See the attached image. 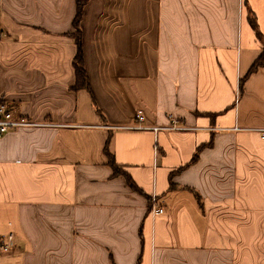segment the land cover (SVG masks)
<instances>
[{
  "label": "crops",
  "instance_id": "0c3cea01",
  "mask_svg": "<svg viewBox=\"0 0 264 264\" xmlns=\"http://www.w3.org/2000/svg\"><path fill=\"white\" fill-rule=\"evenodd\" d=\"M75 16L0 0V264H264V0H89L90 92Z\"/></svg>",
  "mask_w": 264,
  "mask_h": 264
},
{
  "label": "trees",
  "instance_id": "16d2710c",
  "mask_svg": "<svg viewBox=\"0 0 264 264\" xmlns=\"http://www.w3.org/2000/svg\"><path fill=\"white\" fill-rule=\"evenodd\" d=\"M76 1V16L74 19V30L75 33L73 34V39L75 42V45L77 47V53L74 58V68H75V74H76V85L74 89H84L88 92H90L88 80L86 77V72L83 65V57H82V41H81V32H80V22L83 16L84 7L88 3L89 0H75ZM252 27L255 29V25L252 23ZM258 38H260L259 33H256ZM264 66V45L262 49L261 55L258 57V59L254 62V64L251 66L249 73H253L257 71L259 68ZM111 142V136H108V139L106 141L105 147H104V154L108 160V165L110 166L113 176L114 177H123L126 181L127 186L132 190L133 192L139 193L140 190L136 187V185L133 183L130 176L122 171L118 165L115 164L113 155L109 151V146ZM197 155L195 154L192 161H195Z\"/></svg>",
  "mask_w": 264,
  "mask_h": 264
},
{
  "label": "built area",
  "instance_id": "2783aa9c",
  "mask_svg": "<svg viewBox=\"0 0 264 264\" xmlns=\"http://www.w3.org/2000/svg\"><path fill=\"white\" fill-rule=\"evenodd\" d=\"M144 119L142 116L141 111H139L136 115V124L130 127H127L129 130H135V131H145L149 130L150 128L145 127L142 125ZM35 125L33 123L28 122L26 119H24L21 116H15L14 112L8 110L4 104L0 102V137L7 133L10 130H15L19 128H25V127H34ZM153 131L158 130H187V128L184 127H177V125H172L171 128H153L151 129ZM257 132L260 135V138L264 140V129L257 130ZM151 213L154 215L156 214H162V209H151ZM13 245V235L9 234L6 237L0 239V253H8L11 251Z\"/></svg>",
  "mask_w": 264,
  "mask_h": 264
},
{
  "label": "rangeland",
  "instance_id": "374dc122",
  "mask_svg": "<svg viewBox=\"0 0 264 264\" xmlns=\"http://www.w3.org/2000/svg\"><path fill=\"white\" fill-rule=\"evenodd\" d=\"M262 258V257H261Z\"/></svg>",
  "mask_w": 264,
  "mask_h": 264
}]
</instances>
